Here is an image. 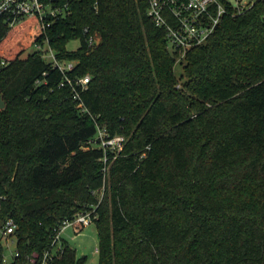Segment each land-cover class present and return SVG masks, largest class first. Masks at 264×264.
<instances>
[{
  "label": "trees",
  "instance_id": "obj_1",
  "mask_svg": "<svg viewBox=\"0 0 264 264\" xmlns=\"http://www.w3.org/2000/svg\"><path fill=\"white\" fill-rule=\"evenodd\" d=\"M69 7L44 35L57 59L74 61L71 79L89 75L79 98L37 51L21 57L17 38L0 42L8 264H41L46 250L45 264H82L62 236L60 253L51 242L63 219L90 209L97 264H264V0L223 14L178 75L146 0ZM96 124L122 147L88 145Z\"/></svg>",
  "mask_w": 264,
  "mask_h": 264
},
{
  "label": "built area",
  "instance_id": "obj_2",
  "mask_svg": "<svg viewBox=\"0 0 264 264\" xmlns=\"http://www.w3.org/2000/svg\"><path fill=\"white\" fill-rule=\"evenodd\" d=\"M258 1L260 0H233L232 2L229 0H146L145 13L152 24L164 32L167 50L182 57L188 50L206 41L223 14L241 13L250 9ZM69 13V0H0V28L6 31L26 28L31 31L28 46H32L33 49L30 52L37 51L42 59L58 69L64 76L59 85L68 83L73 89V97L79 98L78 91L86 87L89 75L71 79L66 71L73 68L74 61L57 59L48 43V38L44 35L47 27ZM86 30L83 29V32L86 33ZM3 37L4 35L0 37V41ZM93 42V37L88 35L87 43ZM75 85H78L80 89L77 90ZM123 141L122 135L109 136L104 127L96 124L94 138L88 141V145L100 146L104 150H114L120 149ZM92 212L93 209L78 212L72 218L61 221L51 242L55 246L52 253H60L59 239L64 229L72 227L74 231H77L74 223L82 226L89 224L93 218ZM14 227L13 220L7 218L0 225V234L9 236ZM48 257L49 251L46 250L43 252L41 264H45Z\"/></svg>",
  "mask_w": 264,
  "mask_h": 264
},
{
  "label": "rangeland",
  "instance_id": "obj_3",
  "mask_svg": "<svg viewBox=\"0 0 264 264\" xmlns=\"http://www.w3.org/2000/svg\"><path fill=\"white\" fill-rule=\"evenodd\" d=\"M229 1L232 2L233 0H229ZM30 32L31 31H29L26 28H18V29L16 28V29L6 31V34L4 36L5 40L2 39L4 42L3 44L6 46L10 42H12V40H14L15 42V39L17 38L16 39L17 45H19V47L22 45V48L20 49L22 51L21 57H23L33 49L32 46H28V43L31 37ZM2 40L0 42H2ZM78 46H79V39L70 40L66 44V48L68 50H75L76 48H78ZM2 52H3V49H2ZM174 57L175 58H174L173 68L176 74L178 75L179 74L178 62L180 61V59H182L183 56L180 57V55L175 54ZM115 150H118V149H114L113 151ZM62 236L66 240L67 244L70 247L74 248L76 257H79V258L82 256L85 257L82 264H97L98 254L97 252H95V248L97 247V244H98V238H97L95 224L93 221L83 226L77 232L74 231L72 227H67L62 232ZM0 242L3 248V263L2 264H8L11 261L12 256L14 254L15 238L13 236L11 237L8 235L2 236L0 234Z\"/></svg>",
  "mask_w": 264,
  "mask_h": 264
},
{
  "label": "water",
  "instance_id": "obj_4",
  "mask_svg": "<svg viewBox=\"0 0 264 264\" xmlns=\"http://www.w3.org/2000/svg\"><path fill=\"white\" fill-rule=\"evenodd\" d=\"M3 106H4V101H3V99H2V97H1V95H0V109H1Z\"/></svg>",
  "mask_w": 264,
  "mask_h": 264
},
{
  "label": "crops",
  "instance_id": "obj_5",
  "mask_svg": "<svg viewBox=\"0 0 264 264\" xmlns=\"http://www.w3.org/2000/svg\"><path fill=\"white\" fill-rule=\"evenodd\" d=\"M61 236H62V233H61ZM63 237V236H62ZM64 238V237H63Z\"/></svg>",
  "mask_w": 264,
  "mask_h": 264
}]
</instances>
